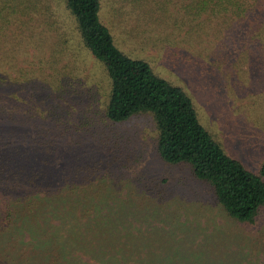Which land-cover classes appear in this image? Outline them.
<instances>
[{
    "label": "rangeland",
    "instance_id": "rangeland-1",
    "mask_svg": "<svg viewBox=\"0 0 264 264\" xmlns=\"http://www.w3.org/2000/svg\"><path fill=\"white\" fill-rule=\"evenodd\" d=\"M185 3L100 0L98 15L116 46L181 87L225 153L256 173L264 162V0L192 17ZM78 35L66 0H0V264H264V209L251 226L227 217L188 166L159 158L151 115L109 121L110 81ZM52 60L70 70L67 79L53 80ZM57 101L91 142L78 155L94 184L86 197L41 192L17 201L3 175L18 164V122L47 128ZM29 129L31 138L39 132ZM25 152L29 168L33 151ZM11 189L21 205L5 221Z\"/></svg>",
    "mask_w": 264,
    "mask_h": 264
},
{
    "label": "trees",
    "instance_id": "trees-1",
    "mask_svg": "<svg viewBox=\"0 0 264 264\" xmlns=\"http://www.w3.org/2000/svg\"><path fill=\"white\" fill-rule=\"evenodd\" d=\"M185 1L184 8L191 17L209 10L214 12L219 6L225 8L233 2ZM66 6L75 18L84 48L101 64L110 81L104 106L105 117L119 123L137 114L151 115L157 134L155 147L159 158L170 165L188 166L194 178L211 188L217 204L227 217L244 225L256 224L264 209V162L255 173L240 160L226 154L220 143L200 123L190 96L181 87L155 73L147 61L123 53L116 46L108 27L100 21V0H66ZM61 61L58 60V64ZM49 68L56 71L53 80L58 75L67 79L70 72L65 67L58 70L53 60ZM67 86L75 87L73 78ZM54 106H60L61 111H53ZM49 112L51 122L45 129L39 128L37 123H23L27 120L18 122L20 134L14 143L19 152L16 153L18 164L5 166L7 170L3 175V184H13L12 188L19 190L17 201L41 197L37 196L41 192L46 196L49 193L61 197H65L66 193L76 197H80V193L85 196L86 189L94 184L90 179L95 178L96 174H86L88 171L82 168L86 162H81L85 158L82 160L78 155L91 145L88 136L80 125L73 122L70 118L72 113L65 111L59 101L51 102ZM66 112L70 114L67 116ZM33 125L39 132L31 138L27 134ZM24 140H29L30 144H21ZM99 142L104 144L103 140ZM25 150L33 151V166L29 168L25 167L28 155ZM60 155L63 158L58 160ZM14 191L8 190L11 195L7 193V199L2 204L5 221L12 219L17 213L15 208L21 205L13 198Z\"/></svg>",
    "mask_w": 264,
    "mask_h": 264
}]
</instances>
